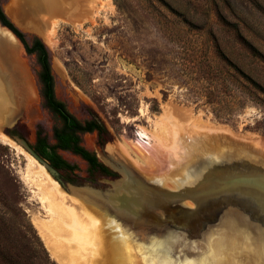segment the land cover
<instances>
[{
  "label": "rangeland",
  "instance_id": "374dc122",
  "mask_svg": "<svg viewBox=\"0 0 264 264\" xmlns=\"http://www.w3.org/2000/svg\"><path fill=\"white\" fill-rule=\"evenodd\" d=\"M0 5L27 41L35 35L45 43L56 97L79 120L96 116L107 130L104 142L96 132L81 134V140L111 175L89 171L78 155L57 149L75 168L58 170L57 178L45 170L66 194L86 205L90 190L105 191L111 187L107 179H124L112 160L145 180L162 173L174 141V127L163 119L170 113L181 145L199 151L205 142L228 159L264 165V0H0ZM5 35L0 134L32 147L40 132L54 144L53 130L61 121L44 104L36 58L10 31ZM160 120L171 137L142 165L127 146L133 148L140 128L151 134ZM24 152L0 137V264H60L33 226L35 216L48 217L32 192ZM162 187L176 190L177 184L167 178ZM179 204L197 209L191 199ZM174 208L161 211L174 212V225L158 230L123 220L131 238L113 222L122 264L173 262L163 252L169 234L181 236L174 247H182L178 261L186 256L194 264L222 263L219 247L224 238L230 244V233L222 234L232 227L228 220L221 224L230 216L228 206H214L218 219L212 222L213 210L206 209L192 228ZM252 214L246 226L252 231L232 220L238 231L233 247L242 264H262L255 232L261 224Z\"/></svg>",
  "mask_w": 264,
  "mask_h": 264
},
{
  "label": "bare ground",
  "instance_id": "6f19581e",
  "mask_svg": "<svg viewBox=\"0 0 264 264\" xmlns=\"http://www.w3.org/2000/svg\"><path fill=\"white\" fill-rule=\"evenodd\" d=\"M163 119H167L166 121L170 122L174 127L172 133L174 141L172 140L173 144L169 148L170 152L166 168L162 173L150 178L153 183L152 186L156 188L151 186L152 188L149 187L150 190L146 192L148 193V196L145 195L146 200L150 198L148 203L156 204L157 202L158 204L169 206L171 209L176 206L174 209L180 213L181 221L184 220L189 228L194 227L193 225L203 216L206 209L212 208L214 210V206L224 202L228 204L227 212L230 216L222 219L221 224L224 220L229 221L231 219V222L227 221V224L232 223V227L229 229L224 227L227 230L223 231L222 234L227 236L225 232L229 231L230 239L228 238V240L230 244L225 238L223 239L219 247V252L223 255L220 256L222 263L218 262L216 264H224V262L242 264L236 259L239 251L237 253L234 249L235 247H233L238 231L234 228L235 225L232 220L239 223L240 227H245L248 231H252L246 227L251 226L247 216L251 217L253 215L252 212H254L255 220L261 224V227L255 232L260 243L261 250L259 255L262 259V264H264V211L233 195V191H236L239 196H242L243 192L245 194L251 191L239 179L254 171V167L257 164L251 161H238L234 158L228 159L225 155L218 154V151L209 147L205 142L201 144L202 147L199 151H194L190 145H181L176 124L174 125L175 119L172 118L171 113L169 116L167 114ZM155 126L156 129L151 134L140 128L136 132V141L133 142V148L127 146V150L142 165L147 164L150 157L155 153L156 147L157 149L163 148L164 141H168L169 137H171L167 123H161L160 120ZM0 137L13 148L18 149L20 153H25V150L23 151V148L20 146L21 149L13 140L6 138L2 134H0ZM27 159L29 161L28 168H30L27 171V176L33 189L32 192L39 204V208L48 217L45 219L35 216L32 219L33 226H35L47 249L58 262L60 264H113L112 259L117 258L118 264H122L121 253H118L120 248L114 239L117 235L115 234L116 232L112 231L111 226L116 223L129 238H131V234L123 227V220L115 216L111 206L98 200L97 196L92 193H90V200L86 199V202L88 201L87 204H83L63 192L58 184L50 178L44 166L36 163L29 153L27 154ZM261 168L264 169V165H261ZM262 173L263 175L259 178L264 180V170H262ZM167 178L177 184L176 190H167L162 187V182ZM160 192H164L165 195L160 194ZM186 195H188V198H192L197 210L179 204L183 196ZM236 206L237 210H235ZM246 206H248V209ZM248 210L253 211L247 212ZM91 228L92 231L90 232ZM180 237V235L172 236V234L167 236L163 243V252L167 257L173 258L174 261L169 263L170 260L168 259L169 261L159 262V264H194V262H185L186 256L182 257L183 261H178L179 258L175 257L182 250L180 249L182 247H179V250L176 251L177 253H174L175 244L179 243ZM187 239L183 241L185 244Z\"/></svg>",
  "mask_w": 264,
  "mask_h": 264
},
{
  "label": "trees",
  "instance_id": "16d2710c",
  "mask_svg": "<svg viewBox=\"0 0 264 264\" xmlns=\"http://www.w3.org/2000/svg\"><path fill=\"white\" fill-rule=\"evenodd\" d=\"M0 25L10 30L16 36L23 45L26 54L35 56L39 65L38 79L41 83V94L44 104L62 120V124L53 130L55 143H48L47 138L41 136V133L38 132L34 151L56 171L61 169L70 171L75 168L74 165L67 162L57 153V149L60 148L70 150L79 155L86 161L89 171L111 175L113 171L102 163L93 152L81 145L79 135L83 132H96L100 141L104 142L107 130L96 116H92L83 122L79 121L67 111L65 104L56 98L54 93V77L45 43L35 35L32 36L30 41H27L24 32L6 15L1 5Z\"/></svg>",
  "mask_w": 264,
  "mask_h": 264
},
{
  "label": "water",
  "instance_id": "95a60500",
  "mask_svg": "<svg viewBox=\"0 0 264 264\" xmlns=\"http://www.w3.org/2000/svg\"><path fill=\"white\" fill-rule=\"evenodd\" d=\"M10 137H12V140L20 145L25 151H27L34 159L44 165L45 169L50 173V175H52L54 178L57 177L56 169H54L45 159L40 157L24 139L18 138L16 136ZM255 164L257 165L254 167V171L239 179L241 183L247 185L251 191L245 194L243 192L242 196L237 195L236 191H233V195L244 199L248 203L264 211V180L259 178L261 175H263L262 170L264 169L261 168L260 164ZM111 165L112 167L121 171L125 175V178L120 179L119 181L107 179L106 181H108V183L111 185L110 188L106 189L105 191L90 190V193L96 195L98 200H101L106 205L111 206V210L114 211L115 216L124 221L130 222L134 226H145L158 230L160 228L166 227L167 225H174L172 219L174 212H171L172 214L170 213L166 216L162 214V212L165 211L163 204H158L157 202L156 204L148 203L150 198L146 200L145 195L148 196V193L146 192L150 190L149 187H154L152 186L153 183L150 180L143 179L140 175L119 161L112 160ZM143 192L145 193L144 195ZM160 194L165 195L164 192H160ZM184 199L192 200V198H188V195L183 196V199L181 200ZM219 205L228 206V204L225 202L217 204V206ZM215 210H213L212 215H208V220L211 222L218 219V214L215 213ZM203 215L207 216L206 213ZM198 221L200 222V220ZM180 222L185 221H181L180 219ZM202 227L204 228V224ZM198 231L199 230H197V233L195 234L199 235L200 232ZM174 253L177 252L175 251Z\"/></svg>",
  "mask_w": 264,
  "mask_h": 264
},
{
  "label": "crops",
  "instance_id": "0c3cea01",
  "mask_svg": "<svg viewBox=\"0 0 264 264\" xmlns=\"http://www.w3.org/2000/svg\"><path fill=\"white\" fill-rule=\"evenodd\" d=\"M46 9H49L50 11H52L53 10L52 9V4L51 5L50 4H47ZM8 31L9 30L7 28H5V27H3V26L0 25V39L1 38H4V36H6L5 34H7ZM7 48H8L7 47V44L4 43V42L1 43V41H0V50H6ZM224 264H228V263L227 262H224Z\"/></svg>",
  "mask_w": 264,
  "mask_h": 264
},
{
  "label": "flooded vegetation",
  "instance_id": "af4514ba",
  "mask_svg": "<svg viewBox=\"0 0 264 264\" xmlns=\"http://www.w3.org/2000/svg\"><path fill=\"white\" fill-rule=\"evenodd\" d=\"M10 31V30H9ZM11 32V31H10ZM54 77V76H53ZM54 93H55V86H54ZM56 96V95H55ZM57 98V97H56ZM58 99V98H57ZM59 100V99H58ZM61 101V100H60ZM61 102H63V101H61ZM64 103V102H63ZM65 104V103H64ZM65 107H66V105H65ZM66 109H67V107H66ZM67 111L71 114V115H73L68 109H67ZM74 116V115H73ZM75 117V116H74ZM58 118H59V120L61 121V124H62V120H61V118L58 116ZM76 118V117H75ZM76 119H78V118H76ZM79 120V119H78ZM88 120V119H87ZM79 121H81V120H79ZM83 121H85V120H83ZM83 121H81V122H83ZM60 124V125H61ZM83 133H90V132H83ZM83 133H80L79 135H80V138H81V134H83ZM54 137V136H53ZM81 145L83 146V147H85L83 144H82V140H81ZM32 148L34 149V145L32 146ZM86 148V147H85ZM60 149V148H59ZM87 150H89L88 148H86ZM60 150H64V149H60ZM67 151H70V150H67ZM89 151H91V150H89ZM72 152V151H71ZM91 152H93V151H91ZM58 153V152H57ZM73 153V152H72ZM94 154H95V152H93ZM73 154H75V153H73ZM75 155H77V154H75ZM96 155V154H95ZM79 156V155H78ZM97 156V155H96ZM80 157V156H79ZM81 158V157H80ZM98 158V157H97ZM82 159V158H81ZM85 161V160H84ZM86 162V161H85Z\"/></svg>",
  "mask_w": 264,
  "mask_h": 264
}]
</instances>
